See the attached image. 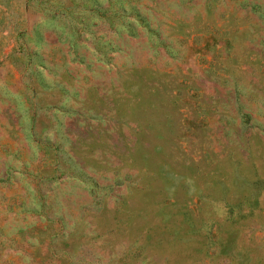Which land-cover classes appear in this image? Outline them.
<instances>
[{"label":"rangeland","instance_id":"1","mask_svg":"<svg viewBox=\"0 0 264 264\" xmlns=\"http://www.w3.org/2000/svg\"><path fill=\"white\" fill-rule=\"evenodd\" d=\"M0 264H264V0H0Z\"/></svg>","mask_w":264,"mask_h":264}]
</instances>
